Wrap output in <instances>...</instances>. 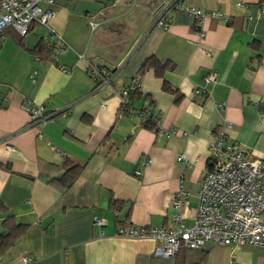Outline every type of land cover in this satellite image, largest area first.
Returning a JSON list of instances; mask_svg holds the SVG:
<instances>
[{"label": "crops", "instance_id": "1", "mask_svg": "<svg viewBox=\"0 0 264 264\" xmlns=\"http://www.w3.org/2000/svg\"><path fill=\"white\" fill-rule=\"evenodd\" d=\"M139 2H41L53 11L49 26L70 46L56 60L39 61L31 53L48 35L46 27L36 24L24 37L6 30L0 46V233L8 216L28 228L0 254V264H25L24 258L29 264H264V250L255 246L208 242L168 259L153 255L151 238L116 234L122 224L174 228L176 215L193 224L208 143L224 118L232 124L229 141L264 156V0ZM186 6L206 16L199 21ZM160 19L165 26L156 24ZM151 56L173 68L161 76L145 71L133 109L124 110L117 92ZM86 60L113 70L102 91L88 76ZM208 72L217 74V83H204ZM165 82L174 91L163 90ZM196 87L203 91L195 93ZM23 98L55 115L34 122ZM141 111L176 133L166 137L145 127ZM64 162L81 168L69 187L61 182ZM180 181L190 195L178 209L172 200ZM111 199L122 203L119 211L109 209ZM95 217L104 223L95 224Z\"/></svg>", "mask_w": 264, "mask_h": 264}, {"label": "built area", "instance_id": "2", "mask_svg": "<svg viewBox=\"0 0 264 264\" xmlns=\"http://www.w3.org/2000/svg\"><path fill=\"white\" fill-rule=\"evenodd\" d=\"M43 1L51 2V0H0V46L8 28H13L20 37H24L32 25L38 24L48 30L44 40L54 44V60L55 56L70 50L63 37L49 26L53 11L43 8L41 6ZM184 9L194 14L199 21L206 16L203 10L195 7L186 6ZM261 12L264 15V7ZM156 24L166 25L161 19L157 20ZM96 25L95 22H91L92 29ZM199 35L202 36V32H199ZM77 56L84 59L83 54ZM86 62L87 74L95 81L97 91L109 86L112 78L108 69L91 60ZM140 81V77L136 75L126 88L117 92L122 104L130 108L128 92L139 88ZM203 81L206 84H215L218 81L217 74L208 72L204 75ZM200 91H203L201 87L194 89L195 93ZM22 106L29 112L34 122H45L55 115L48 112L44 105L32 104L28 98H23ZM139 114L142 118L150 116L146 111ZM152 122L161 135L170 137L176 133L174 128L162 129L158 118H153ZM231 127V122L224 118L220 130L211 136L208 143L209 162L197 192L198 205L193 224L181 223L179 216L176 215L174 219L178 226L174 228L122 224L117 227L116 234L127 238H151L156 241L153 255L168 259L175 258L181 249L200 251L208 242L234 246L250 245L264 250V156L251 155L238 142L229 141L227 131ZM182 159L183 155L178 157V160ZM148 163L149 160L142 164ZM135 173L141 174L139 170ZM189 195L180 181L172 200L174 207L181 208ZM94 223L101 226L104 220L95 217ZM31 261L30 258L23 259L25 264Z\"/></svg>", "mask_w": 264, "mask_h": 264}, {"label": "trees", "instance_id": "3", "mask_svg": "<svg viewBox=\"0 0 264 264\" xmlns=\"http://www.w3.org/2000/svg\"><path fill=\"white\" fill-rule=\"evenodd\" d=\"M66 1H73V0H66ZM34 25H32L30 29ZM53 49H54V44L47 43L44 40V38H42L37 43V45L33 49H31V53L34 55L35 58L37 57L39 61H46L47 59L54 60ZM150 68L154 69L156 75L161 76L166 69L171 70L173 68V64L169 61L162 62L158 60L156 57L151 56L145 60V62L142 64V66L140 67L136 75L139 76L141 79L144 72ZM108 71L110 74L111 72H113V70H109V69ZM162 88L163 90L168 91V92L174 91L173 88H171V86L168 85L166 82L163 84ZM138 89L139 88H136L128 92L130 108L128 107V105L121 103V107L124 110L131 111L133 109L130 102H131V99H133L136 96ZM152 120H153V117L151 115L148 118H143V121H142L143 125L148 128L155 126ZM63 167H64V171L61 177V182L63 183L65 187H69L74 183V181L78 177L81 168L78 165H74V164L70 165L69 163H66V162H64ZM121 206H122V203L120 201L111 199L110 204H109V209L112 211L114 210L119 211L121 209ZM3 225H4L5 231L0 233V254L4 250H6L8 247L13 245L17 239L22 237L26 233L27 228H28L27 225L14 222V219L12 216H8L6 219H4ZM181 252H183V249L179 251L178 255H180ZM194 264H201V263H194Z\"/></svg>", "mask_w": 264, "mask_h": 264}, {"label": "rangeland", "instance_id": "4", "mask_svg": "<svg viewBox=\"0 0 264 264\" xmlns=\"http://www.w3.org/2000/svg\"><path fill=\"white\" fill-rule=\"evenodd\" d=\"M139 1H140V0H138V4H140V2H139ZM92 2H93V1H90V2H89V4H92ZM80 3H81V2H80ZM177 255H178V254H177Z\"/></svg>", "mask_w": 264, "mask_h": 264}]
</instances>
